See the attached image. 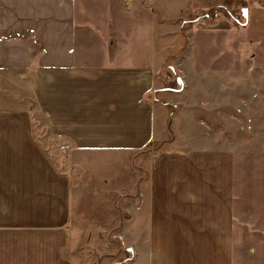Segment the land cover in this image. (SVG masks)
<instances>
[{
    "label": "crops",
    "instance_id": "1",
    "mask_svg": "<svg viewBox=\"0 0 264 264\" xmlns=\"http://www.w3.org/2000/svg\"><path fill=\"white\" fill-rule=\"evenodd\" d=\"M227 5L0 0V264L107 263L79 239L100 236L98 224L92 231L79 223L105 219L81 213L96 215L103 211L93 205L108 204L84 196L88 169L109 166L87 160L104 157L113 169L121 165L122 177L127 160L131 173L119 188L131 190L119 193L131 203L130 225L121 228L131 238L127 264H233V154L154 151L173 108L159 102L168 98L161 93L183 94L157 85L172 57L171 32ZM30 100L46 140L72 146L63 160L35 136Z\"/></svg>",
    "mask_w": 264,
    "mask_h": 264
},
{
    "label": "rangeland",
    "instance_id": "2",
    "mask_svg": "<svg viewBox=\"0 0 264 264\" xmlns=\"http://www.w3.org/2000/svg\"><path fill=\"white\" fill-rule=\"evenodd\" d=\"M225 1L231 10L225 7L204 10L185 19L171 32L173 45L167 47L171 48L172 57L158 72L157 85L182 89L183 94L161 93L168 98L159 102L170 100L173 108L168 104L164 128L162 134L159 130L160 140L154 151L196 147L233 154V264H264V0ZM243 8L250 9L248 23ZM27 104L35 136L46 142L54 159L63 160L66 154L59 151V143L46 140L42 119L33 102ZM112 160L110 157L87 160L89 166L95 162L109 166L102 173L88 169L85 177L90 178L84 196L93 202L105 199L102 201L108 204L93 205V210L98 207L103 211L96 215L81 212L85 219L86 216L105 219L80 222L79 226L92 231L98 224L101 232L100 236L79 239L86 241L87 248L94 250L100 260L106 258V264H127L131 261L128 253L131 238L121 228L123 223L126 227L130 225L131 203L130 196L120 199L119 193L130 195L131 190L119 188L132 178L127 160L123 163L126 177H122L121 165L113 169ZM102 178H107L108 183L105 179L101 183ZM105 184L107 187L98 188Z\"/></svg>",
    "mask_w": 264,
    "mask_h": 264
},
{
    "label": "built area",
    "instance_id": "3",
    "mask_svg": "<svg viewBox=\"0 0 264 264\" xmlns=\"http://www.w3.org/2000/svg\"><path fill=\"white\" fill-rule=\"evenodd\" d=\"M58 149L61 153L67 154L72 149V146L69 143H64L61 144Z\"/></svg>",
    "mask_w": 264,
    "mask_h": 264
},
{
    "label": "water",
    "instance_id": "4",
    "mask_svg": "<svg viewBox=\"0 0 264 264\" xmlns=\"http://www.w3.org/2000/svg\"><path fill=\"white\" fill-rule=\"evenodd\" d=\"M242 13L244 14L246 23H248V21H249V9L248 8H243L242 9Z\"/></svg>",
    "mask_w": 264,
    "mask_h": 264
}]
</instances>
